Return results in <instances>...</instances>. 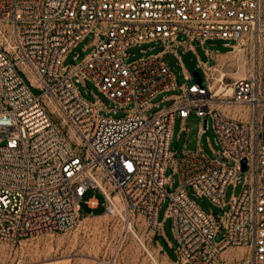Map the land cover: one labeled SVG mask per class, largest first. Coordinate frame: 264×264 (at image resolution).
Returning <instances> with one entry per match:
<instances>
[{
    "label": "built area",
    "instance_id": "1",
    "mask_svg": "<svg viewBox=\"0 0 264 264\" xmlns=\"http://www.w3.org/2000/svg\"><path fill=\"white\" fill-rule=\"evenodd\" d=\"M90 35L91 53L67 66ZM210 41L230 48L205 50L213 65L193 46ZM146 44L164 50L127 62L128 50ZM180 48L197 55L201 84L184 69L191 83L179 85L167 66V54L181 61ZM228 55L248 68L231 85L230 71L217 69ZM87 82L111 104L86 100L79 85ZM175 91L170 107L153 104ZM119 112L126 115L107 116ZM192 114L201 135L212 120L215 158L171 150L176 120L187 131ZM174 176L179 186L169 192ZM239 184L226 203L227 188ZM188 188L229 209L204 212ZM90 192L129 230L142 217L160 235L169 200L176 264H264V0H0V241L72 230L83 205L100 207L85 201Z\"/></svg>",
    "mask_w": 264,
    "mask_h": 264
},
{
    "label": "rangeland",
    "instance_id": "2",
    "mask_svg": "<svg viewBox=\"0 0 264 264\" xmlns=\"http://www.w3.org/2000/svg\"><path fill=\"white\" fill-rule=\"evenodd\" d=\"M93 39V35L85 38L68 55L65 64L67 66L78 64L90 54L92 48L89 46ZM225 44L224 41H210L203 47L198 42L194 43L193 46L202 62H209L213 65L214 61L209 60L205 50L224 54L230 51V48H226ZM153 47L154 49L149 50ZM142 50H146L147 54H143ZM163 50V46L156 44L142 45L128 50L129 58L127 62L130 63ZM177 53L181 57V61L174 53H170L165 56V62L175 75L179 85L191 83L185 80L184 69L192 75L198 72L203 77L202 72L197 68L199 60L194 52L184 53L183 49L180 48ZM77 54H79L78 61L75 60ZM233 58L232 55L222 57L217 68L221 72L230 71V75L225 80V83L229 85H231L233 80L238 79L236 73L241 69L240 67L238 68L236 59ZM246 69L247 72L248 68L246 67ZM227 89V93L231 94V86ZM79 90L88 101H96L94 94L106 105L111 104L90 82H87L85 87L79 85ZM34 93L39 94L35 90ZM174 94H180V91L163 94L156 98L153 103L160 104V108H168L173 102H160L165 97ZM157 110V108H154L149 111V115H152ZM125 115L124 112H119L116 115L107 116L122 118ZM51 118L55 124H59L60 119L56 115H52ZM200 122L201 120L195 114H192L186 122L188 133L185 132L179 135L181 122L179 119L176 120L171 144L173 152L176 151L180 155L185 144H187V150L196 151L200 142L201 148L211 158H215L214 151L217 152L220 148L216 142L213 122L212 120L209 121V129L199 140ZM75 150L78 154L82 152L79 148H75ZM167 175L171 176L172 171L169 170ZM172 181V187L168 188L169 192H174L179 186L178 176H174ZM187 193L208 214L213 213L216 216H221L229 209V206L225 209L217 208L206 198L197 197L192 188H188ZM241 193L242 184L229 186L226 190L225 202L229 204L233 196L238 197ZM92 198L99 201L100 207L96 210H91L87 205H83V211L80 213L77 225L66 233H50L29 237L17 243L0 241V264H176L174 262L177 259L175 252L176 240L172 231V222L171 220L164 221L169 200L166 201L159 211L158 221L163 223V235H160V232L150 227L149 223L142 217L132 220L134 227L132 226L131 230L128 229L127 231L125 224L120 218L105 214L103 208L105 200L100 193L90 192L86 194L85 201ZM224 236L225 230L217 237V242H221ZM158 244L162 246L164 251L160 250ZM226 254L230 256L233 252L227 251ZM238 255H241V251H238Z\"/></svg>",
    "mask_w": 264,
    "mask_h": 264
},
{
    "label": "crops",
    "instance_id": "3",
    "mask_svg": "<svg viewBox=\"0 0 264 264\" xmlns=\"http://www.w3.org/2000/svg\"><path fill=\"white\" fill-rule=\"evenodd\" d=\"M239 76H240V77H239ZM241 76H242V75H238V78H242ZM243 77H246V74H245V76H243ZM176 95H177V94H174V95H171V96L165 97L164 100H162L160 103H166V102H173V103H174V98H175ZM153 102H154V101H153ZM153 104H154V103H153ZM185 132L188 133V129H187V131H181V126H180V132H179V135H182V134L185 133ZM201 137H202V135L200 134V135H199V140H201ZM179 138H180V136H179ZM186 148H187V144L184 145L183 150H182V152H181L180 155H178V153L175 151V153L177 154V158H180L184 152L189 151V150H187ZM199 148H201V146H200V142H199V147H198V149H199ZM158 246L160 247V250H163V248H162V246H161L160 244H158ZM167 257H168V255H167ZM168 258H169V257H168ZM169 259H170V258H169ZM174 262H175V261H174Z\"/></svg>",
    "mask_w": 264,
    "mask_h": 264
},
{
    "label": "bare ground",
    "instance_id": "4",
    "mask_svg": "<svg viewBox=\"0 0 264 264\" xmlns=\"http://www.w3.org/2000/svg\"><path fill=\"white\" fill-rule=\"evenodd\" d=\"M241 69H239V72L236 73L237 77L238 75H242L241 77L245 76V74L247 75V72H246V66L245 65H241L239 66ZM235 74V73H234ZM240 77V76H239ZM231 93H232V88H231ZM132 227V226H131ZM127 231H128V228H126Z\"/></svg>",
    "mask_w": 264,
    "mask_h": 264
},
{
    "label": "water",
    "instance_id": "5",
    "mask_svg": "<svg viewBox=\"0 0 264 264\" xmlns=\"http://www.w3.org/2000/svg\"><path fill=\"white\" fill-rule=\"evenodd\" d=\"M194 76L197 79V83L198 84H201L202 83V77H201V75L198 72H196V73H194ZM243 169H245V166L243 167Z\"/></svg>",
    "mask_w": 264,
    "mask_h": 264
}]
</instances>
